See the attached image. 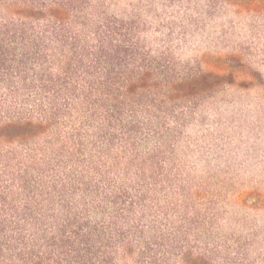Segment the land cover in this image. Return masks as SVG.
Instances as JSON below:
<instances>
[{
    "label": "trees",
    "instance_id": "obj_1",
    "mask_svg": "<svg viewBox=\"0 0 264 264\" xmlns=\"http://www.w3.org/2000/svg\"><path fill=\"white\" fill-rule=\"evenodd\" d=\"M113 4L0 0V264H245L170 161L207 76Z\"/></svg>",
    "mask_w": 264,
    "mask_h": 264
},
{
    "label": "rangeland",
    "instance_id": "obj_2",
    "mask_svg": "<svg viewBox=\"0 0 264 264\" xmlns=\"http://www.w3.org/2000/svg\"><path fill=\"white\" fill-rule=\"evenodd\" d=\"M132 5L148 40L207 76L192 85L175 172L212 217V237L239 242L245 264H264V0H114L111 9ZM154 14L169 23L155 28Z\"/></svg>",
    "mask_w": 264,
    "mask_h": 264
}]
</instances>
